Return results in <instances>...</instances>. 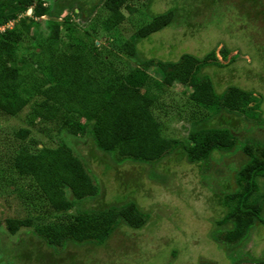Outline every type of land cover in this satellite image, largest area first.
<instances>
[{
    "label": "rangeland",
    "instance_id": "obj_1",
    "mask_svg": "<svg viewBox=\"0 0 264 264\" xmlns=\"http://www.w3.org/2000/svg\"><path fill=\"white\" fill-rule=\"evenodd\" d=\"M58 1L40 0L48 14L35 18V25L23 34L17 58L39 51L48 41L47 24L54 20L59 24L53 44L56 52L66 44L81 42L98 66L102 61L103 67L120 77L136 68L146 71L147 86L142 91L155 99L151 113L163 137L189 146L193 124L216 127L224 117L230 119L236 146L213 152L201 163L187 161L180 146L156 161H123L115 150L107 154L94 146L91 122L85 133L72 136L52 123L38 127L45 132L27 127L22 122L25 109L16 117L0 112V264H231L226 252L236 248L264 259V224L252 216L241 220L249 231L239 238L233 235L235 218L223 225L216 223L223 216L220 201L236 188L235 172L248 160L247 153L261 158L264 152V0H126L130 10L120 9L125 19L110 31L102 27L109 12L101 0H92L95 8L88 15H82L72 2L55 17L52 12ZM169 8L176 11L175 25L141 40L135 57L120 50L124 41L152 21L153 14ZM24 16H31V10L2 28L21 31L19 20ZM223 48L227 50L224 57ZM209 50L213 58L206 60L209 65L202 67L200 75L209 77L216 93L237 86L253 98L234 115L221 111L219 105L205 108L195 102L192 94H197L199 82L179 85L169 78V68L163 71L157 64L158 60L175 61L182 54L202 58ZM147 59L153 60L148 66ZM60 144L80 161L98 191L76 200L66 190L72 206L54 212L31 178L16 173L15 160L22 150L30 155L38 148ZM237 144L244 145L245 151ZM257 184L247 203L260 209L264 221L262 180L257 179ZM130 201L144 213V225L132 229L120 221L102 244H47L37 232L53 221L71 222L82 210L115 207L117 212ZM9 219H29L30 226L10 233L6 229Z\"/></svg>",
    "mask_w": 264,
    "mask_h": 264
},
{
    "label": "trees",
    "instance_id": "obj_2",
    "mask_svg": "<svg viewBox=\"0 0 264 264\" xmlns=\"http://www.w3.org/2000/svg\"><path fill=\"white\" fill-rule=\"evenodd\" d=\"M72 2L77 3L82 15H88L95 8L92 0H60L55 3L52 14L55 17L60 15ZM100 3L109 12L102 24L106 31L125 19L120 11L122 7L130 10L125 4L126 0H101ZM28 9L31 10V16L19 20L21 31L16 28L0 30L2 114L16 117L25 109L22 122L27 127H36L45 132V128L38 127L52 123L58 126V131L63 129L72 136L85 133L87 122H91L94 146L107 154L115 150L123 161H156L172 148L180 146L187 161L201 163L213 152H224L236 146L230 119L224 117L220 119L221 125L216 127L193 124L189 133L192 144L189 146L175 144L163 137L160 124L151 113L155 99L142 91L147 86L146 71L136 68L120 77L103 67L102 61L98 66L96 57L81 42L66 44L62 51L56 52L53 44L59 34V24L54 20L47 24L50 30L48 41L39 47V51L28 57L17 58L16 47L23 34L29 33L35 25V18L47 15L48 10L40 0H0V27ZM152 18L130 40L120 45L125 55L135 57L141 40L175 25L176 11L169 8L153 14ZM221 51L224 57L227 50L223 48ZM212 58L213 51L209 50L202 58L182 54L180 59L158 60L157 64L163 71L169 68V78L179 85L191 80L199 82L195 89L197 94H192L195 102L205 108L219 105L221 111L234 115L242 111L253 98L237 86H229L224 92L216 93L209 77L200 75L202 67L209 65L206 60ZM152 61L147 59L145 65L148 66ZM237 145L245 151L244 145ZM261 155V158H255L247 153L248 160L235 172L236 188L224 194L220 201L223 216L216 223L223 225L235 218L234 237L246 236L249 227L241 220H247L249 216L264 224L260 209L247 203L258 187L257 179L262 180L264 187V152ZM15 163L16 173L31 178L47 207L54 212H64L72 206L66 198V190L76 200L93 197L98 191L80 161L65 144L56 148L41 147L30 155L22 150ZM143 216L144 213L130 201L121 205L117 212L115 207L82 210L71 222L53 221L37 229V232L47 244L95 241L99 245L120 221L132 229L141 228L145 223ZM28 226L29 219L6 221V229L10 233ZM218 247L224 250L221 244ZM226 257L231 264H264L263 258L242 253L241 248L226 252Z\"/></svg>",
    "mask_w": 264,
    "mask_h": 264
},
{
    "label": "built area",
    "instance_id": "obj_3",
    "mask_svg": "<svg viewBox=\"0 0 264 264\" xmlns=\"http://www.w3.org/2000/svg\"><path fill=\"white\" fill-rule=\"evenodd\" d=\"M2 28V27H1ZM2 29H4V28H2Z\"/></svg>",
    "mask_w": 264,
    "mask_h": 264
}]
</instances>
